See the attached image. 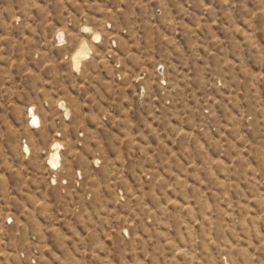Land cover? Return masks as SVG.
Returning a JSON list of instances; mask_svg holds the SVG:
<instances>
[{
    "label": "rangeland",
    "instance_id": "obj_1",
    "mask_svg": "<svg viewBox=\"0 0 264 264\" xmlns=\"http://www.w3.org/2000/svg\"><path fill=\"white\" fill-rule=\"evenodd\" d=\"M0 264H264V0H0Z\"/></svg>",
    "mask_w": 264,
    "mask_h": 264
},
{
    "label": "bare ground",
    "instance_id": "obj_2",
    "mask_svg": "<svg viewBox=\"0 0 264 264\" xmlns=\"http://www.w3.org/2000/svg\"><path fill=\"white\" fill-rule=\"evenodd\" d=\"M85 51H87V50H82V51H80V52H79V55L75 57L76 64H79V62H80V58H82V57L84 56ZM85 56H86V55H85Z\"/></svg>",
    "mask_w": 264,
    "mask_h": 264
}]
</instances>
